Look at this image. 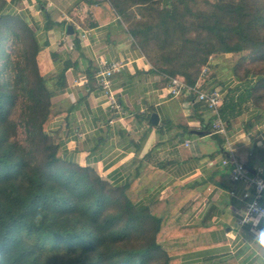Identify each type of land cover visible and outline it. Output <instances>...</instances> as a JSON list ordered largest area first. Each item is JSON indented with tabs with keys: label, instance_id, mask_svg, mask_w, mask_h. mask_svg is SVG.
<instances>
[{
	"label": "crops",
	"instance_id": "crops-1",
	"mask_svg": "<svg viewBox=\"0 0 264 264\" xmlns=\"http://www.w3.org/2000/svg\"><path fill=\"white\" fill-rule=\"evenodd\" d=\"M4 1L3 13L26 23L39 43V71L54 91L47 133L64 161L94 169L114 187L142 189L137 206L168 220L159 244L178 264H258L249 243L264 217L241 224L243 195L253 191L223 165L225 139L213 133L211 113L186 92L168 94V75L145 61L122 18L97 23L102 0ZM101 59L124 65L112 78L123 114L96 84ZM249 86L228 80L221 109L233 152L255 171L264 166V112L246 107ZM230 90L242 95L226 101Z\"/></svg>",
	"mask_w": 264,
	"mask_h": 264
},
{
	"label": "trees",
	"instance_id": "trees-1",
	"mask_svg": "<svg viewBox=\"0 0 264 264\" xmlns=\"http://www.w3.org/2000/svg\"><path fill=\"white\" fill-rule=\"evenodd\" d=\"M219 4L224 5L221 16H205L209 21L215 19L203 25L209 36L207 57L218 51L217 44L223 53L248 49V43L241 40L249 39L242 23L247 28H264V11L254 6L251 13L247 0H219ZM119 5L112 0L97 3V23L122 17L125 13ZM5 6L0 0L3 264H178L159 244L168 220L147 206H137L142 189L133 183L114 187L94 169L64 161L59 141L47 133L55 118L51 109L54 91L39 71L36 35L22 20L5 15ZM128 28L135 39L137 31ZM154 67L170 77H183L189 85L198 81L189 71ZM248 84L245 90L251 97L257 85ZM20 129L24 142L17 138Z\"/></svg>",
	"mask_w": 264,
	"mask_h": 264
},
{
	"label": "rangeland",
	"instance_id": "rangeland-1",
	"mask_svg": "<svg viewBox=\"0 0 264 264\" xmlns=\"http://www.w3.org/2000/svg\"><path fill=\"white\" fill-rule=\"evenodd\" d=\"M112 1L120 4L121 11L125 13L121 14L122 20L137 31L136 45L153 66L163 65L189 71L195 73L198 79L204 69H209L201 81L205 80L207 84L213 80L214 83H211L209 87H218L222 90L225 89L224 84L230 79L238 85L255 84L257 87L255 86L252 96H247V92L244 95L248 100L246 107L264 112L263 27L247 28L245 23H242L241 26H244L249 39L241 38V40L248 43V49L240 53H223L217 44L218 51L207 57L206 43L209 36L203 25L209 21L205 16L216 19L224 13L221 7L224 5H220L219 0H172L168 4L160 3L158 0L155 2ZM247 3L251 13L255 12L254 6L264 11V0H247ZM215 19L209 22H214ZM238 41L239 39L234 40V42ZM15 51L17 52V49ZM188 65L190 69L186 68ZM237 94L242 95L239 91L230 90L226 101L231 98L236 100ZM223 98L225 102V97ZM226 124L229 128L227 122ZM17 138L24 142L25 135L22 129L18 131Z\"/></svg>",
	"mask_w": 264,
	"mask_h": 264
},
{
	"label": "built area",
	"instance_id": "built-area-1",
	"mask_svg": "<svg viewBox=\"0 0 264 264\" xmlns=\"http://www.w3.org/2000/svg\"><path fill=\"white\" fill-rule=\"evenodd\" d=\"M145 61H148L146 57ZM124 65L118 61H107L101 59L99 67L95 74L96 84L102 90L106 103L109 108L119 114H123L122 107L112 89V78L115 74L122 71ZM153 68V67H152ZM209 69H204L195 85H189L183 77L166 76L168 80V94L176 97L186 92L201 103L212 115L213 133L225 139L227 153L222 160L223 165L229 167L230 177L234 182L244 183L247 188L253 192H246L243 195L244 211L250 214L252 218L256 216L264 217V166L257 167L254 173H251L246 165L235 155L229 144V131L227 124L221 113L223 104V93L218 87H206L205 80ZM244 219L242 215V220Z\"/></svg>",
	"mask_w": 264,
	"mask_h": 264
},
{
	"label": "clouds",
	"instance_id": "clouds-1",
	"mask_svg": "<svg viewBox=\"0 0 264 264\" xmlns=\"http://www.w3.org/2000/svg\"><path fill=\"white\" fill-rule=\"evenodd\" d=\"M244 219L241 224H252L253 218L244 210H241ZM249 249L252 255L257 258L258 264H264V228H260L254 232V239L249 243ZM0 264H3L0 258Z\"/></svg>",
	"mask_w": 264,
	"mask_h": 264
},
{
	"label": "water",
	"instance_id": "water-1",
	"mask_svg": "<svg viewBox=\"0 0 264 264\" xmlns=\"http://www.w3.org/2000/svg\"><path fill=\"white\" fill-rule=\"evenodd\" d=\"M67 32H68V34L69 35H73L74 34V28H73V26H69L68 28H67ZM152 124H154V125H157L158 124V122H159V117H158V115L157 114H153L152 116H151V121H150ZM247 167V169L249 170V171H251L252 173H254L255 171H253V169L251 168V167H248V166H246Z\"/></svg>",
	"mask_w": 264,
	"mask_h": 264
}]
</instances>
